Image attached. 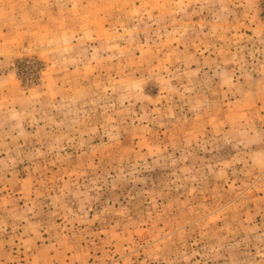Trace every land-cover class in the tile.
<instances>
[{
  "label": "rangeland",
  "instance_id": "rangeland-1",
  "mask_svg": "<svg viewBox=\"0 0 264 264\" xmlns=\"http://www.w3.org/2000/svg\"><path fill=\"white\" fill-rule=\"evenodd\" d=\"M0 264H264V0H0Z\"/></svg>",
  "mask_w": 264,
  "mask_h": 264
}]
</instances>
